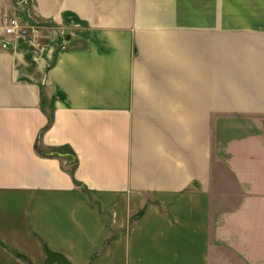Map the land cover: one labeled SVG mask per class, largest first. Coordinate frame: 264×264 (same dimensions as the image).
<instances>
[{
    "label": "crops",
    "instance_id": "1",
    "mask_svg": "<svg viewBox=\"0 0 264 264\" xmlns=\"http://www.w3.org/2000/svg\"><path fill=\"white\" fill-rule=\"evenodd\" d=\"M4 15L38 38L0 45V264H264V0Z\"/></svg>",
    "mask_w": 264,
    "mask_h": 264
},
{
    "label": "built area",
    "instance_id": "2",
    "mask_svg": "<svg viewBox=\"0 0 264 264\" xmlns=\"http://www.w3.org/2000/svg\"><path fill=\"white\" fill-rule=\"evenodd\" d=\"M2 28L0 29V39L17 44L19 42L33 44L38 38L36 30L31 27L24 25L19 18L4 15L2 17ZM61 35L65 38L66 32L61 31ZM66 41L64 42V46Z\"/></svg>",
    "mask_w": 264,
    "mask_h": 264
},
{
    "label": "water",
    "instance_id": "3",
    "mask_svg": "<svg viewBox=\"0 0 264 264\" xmlns=\"http://www.w3.org/2000/svg\"><path fill=\"white\" fill-rule=\"evenodd\" d=\"M0 45L10 50L14 49V44L2 39H0ZM45 252L47 255V259L44 264H71L64 254L53 251L47 246H45Z\"/></svg>",
    "mask_w": 264,
    "mask_h": 264
},
{
    "label": "rangeland",
    "instance_id": "4",
    "mask_svg": "<svg viewBox=\"0 0 264 264\" xmlns=\"http://www.w3.org/2000/svg\"><path fill=\"white\" fill-rule=\"evenodd\" d=\"M0 23H1V22H0ZM0 27L2 28V25H1V24H0ZM1 28H0V29H1Z\"/></svg>",
    "mask_w": 264,
    "mask_h": 264
}]
</instances>
